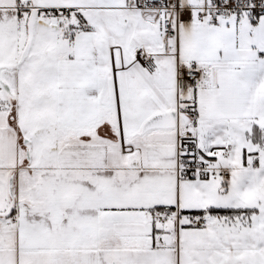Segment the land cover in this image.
<instances>
[{
	"label": "snow or ice",
	"instance_id": "snow-or-ice-1",
	"mask_svg": "<svg viewBox=\"0 0 264 264\" xmlns=\"http://www.w3.org/2000/svg\"><path fill=\"white\" fill-rule=\"evenodd\" d=\"M0 264H264V0H0Z\"/></svg>",
	"mask_w": 264,
	"mask_h": 264
}]
</instances>
